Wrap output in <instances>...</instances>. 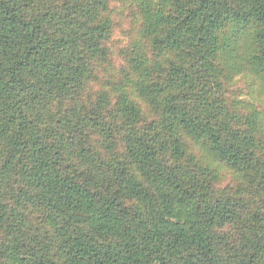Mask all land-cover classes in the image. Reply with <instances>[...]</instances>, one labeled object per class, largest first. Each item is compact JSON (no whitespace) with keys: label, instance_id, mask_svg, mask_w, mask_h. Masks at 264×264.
I'll return each instance as SVG.
<instances>
[{"label":"trees","instance_id":"trees-1","mask_svg":"<svg viewBox=\"0 0 264 264\" xmlns=\"http://www.w3.org/2000/svg\"><path fill=\"white\" fill-rule=\"evenodd\" d=\"M255 84L264 0H0V264H264Z\"/></svg>","mask_w":264,"mask_h":264},{"label":"rangeland","instance_id":"rangeland-1","mask_svg":"<svg viewBox=\"0 0 264 264\" xmlns=\"http://www.w3.org/2000/svg\"><path fill=\"white\" fill-rule=\"evenodd\" d=\"M241 86H245V83H240ZM253 89V98H255L259 104L264 106V91L261 85L255 84Z\"/></svg>","mask_w":264,"mask_h":264}]
</instances>
